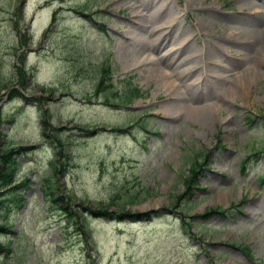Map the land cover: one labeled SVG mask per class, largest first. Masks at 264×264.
I'll list each match as a JSON object with an SVG mask.
<instances>
[{"label": "rangeland", "instance_id": "1", "mask_svg": "<svg viewBox=\"0 0 264 264\" xmlns=\"http://www.w3.org/2000/svg\"><path fill=\"white\" fill-rule=\"evenodd\" d=\"M237 2L0 0V150L32 148L17 154L29 180L23 206L0 213V248L10 249L0 264H264V152L253 154L264 147V70L249 72L241 44L226 41V28L261 9ZM105 62L118 88L131 79L142 96L105 105L95 93ZM143 114L146 126L134 125ZM202 152L210 156L188 201L183 179ZM45 180L60 204L43 198ZM143 189L123 203L125 191ZM83 207L167 209L118 222ZM208 209L224 211L182 228L180 213Z\"/></svg>", "mask_w": 264, "mask_h": 264}, {"label": "trees", "instance_id": "2", "mask_svg": "<svg viewBox=\"0 0 264 264\" xmlns=\"http://www.w3.org/2000/svg\"><path fill=\"white\" fill-rule=\"evenodd\" d=\"M102 82V81H100ZM129 93L138 95V90L136 88H130L128 89ZM17 161L13 156L12 151H6V152H1L0 150V213H3L5 209H8L9 206L12 204H6L7 198L9 199L10 202L14 203L15 205H20V201L22 199L20 189L23 188V182L15 183V173H16V165ZM128 198V201L131 202L133 201L134 195L131 193H126ZM43 196L48 200V202L52 205L57 204L59 201V198L56 196V192L54 191L53 185L47 181L45 182V185L43 186ZM64 210L67 211L68 217H71L73 214L69 210V207L65 205ZM85 211L88 212V214L92 217H98V218H106V219H117V220H123L125 218H133L134 220H141L142 218H146L150 216L152 212L149 213H143V214H130L129 212L124 213V214H119V213H113L109 212L107 210L99 208L98 210H91L89 208L83 207ZM212 212H218V210H211ZM209 212V211H208ZM207 213V212H206ZM206 215V214H205ZM201 215V216H205ZM186 222V221H185ZM191 224H184V227H190ZM4 226H0V229H4ZM4 248L1 247L0 251L3 250ZM6 251H10L8 248Z\"/></svg>", "mask_w": 264, "mask_h": 264}, {"label": "bare ground", "instance_id": "3", "mask_svg": "<svg viewBox=\"0 0 264 264\" xmlns=\"http://www.w3.org/2000/svg\"><path fill=\"white\" fill-rule=\"evenodd\" d=\"M237 1L240 9L246 8L253 11L256 8H261L263 11L253 15L251 22L247 25L239 22L226 28L231 31L226 37V41L235 43V45L241 44V47L244 49L242 51V58L248 64L249 72H262L264 70V0ZM159 39V35L157 34L152 40L158 42ZM232 87L233 85L230 86L231 89L229 88V95L234 96L236 95V91H233ZM194 111L200 119H205L207 116L205 108H195L193 109Z\"/></svg>", "mask_w": 264, "mask_h": 264}]
</instances>
